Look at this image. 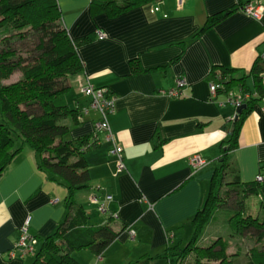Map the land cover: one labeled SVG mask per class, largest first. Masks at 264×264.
Instances as JSON below:
<instances>
[{"label":"crops","instance_id":"1","mask_svg":"<svg viewBox=\"0 0 264 264\" xmlns=\"http://www.w3.org/2000/svg\"><path fill=\"white\" fill-rule=\"evenodd\" d=\"M252 1L264 4V0ZM90 2L57 0L68 36L87 38L77 49L83 71L70 78V90L65 92L73 102L66 97L70 107L81 113L82 123L66 137L93 132L98 114L92 109L82 112L89 102L82 87L87 83L106 87L114 96L108 122L123 149L125 169L116 171L109 143L91 147L84 154L89 181L75 190L73 199L85 210L89 225L108 222L123 230L100 259L88 249L72 255L76 264H135L146 257L149 264H168L157 255L168 242L183 245L191 239V219L207 197L223 142L229 138L225 125L234 120L237 110L227 94L210 96V69L219 65L244 72L249 92L231 90L254 93L249 72L264 56V14L256 19L237 9L199 32L207 18L238 0H155L114 18L92 14ZM98 31L104 38L99 39ZM132 61L139 70H132ZM179 76L187 83L180 96L157 92L174 87ZM253 96L238 147L228 158L244 183L255 181L264 163V99ZM193 154L204 160L197 170L189 163ZM38 160L34 150L23 145L0 175V264H30L33 259L28 257L34 258L42 239L67 220V188L60 178H48ZM94 190L117 212V219L100 214L89 202ZM258 194L264 199V185ZM26 220L38 242L32 253L10 257ZM128 230L134 231V237Z\"/></svg>","mask_w":264,"mask_h":264},{"label":"trees","instance_id":"2","mask_svg":"<svg viewBox=\"0 0 264 264\" xmlns=\"http://www.w3.org/2000/svg\"><path fill=\"white\" fill-rule=\"evenodd\" d=\"M153 1L91 0L90 9L92 14L105 13L114 18ZM249 1L238 0L232 7L211 15L199 32L242 9ZM32 38L36 44L30 47L27 40ZM86 41L87 38L72 40L68 36L57 0H0V175L21 147L28 145L38 156L39 169L48 178H60L67 188V220L42 239L30 264H76L72 252L80 249L101 255L123 230L113 228L108 222L89 225L83 207L74 205L73 193L86 187L89 181L84 154L94 141L92 133L66 137L82 119L78 108L68 104L65 92L70 78L83 71L77 49ZM132 70H139L136 61H132ZM15 71L21 72L20 78L5 83ZM209 74L218 83L216 94H227L235 87L249 89L245 83L247 75L235 68L214 65ZM249 74L253 78V92L264 99V63L257 59ZM254 93L250 91L244 100L246 107L238 118L225 125L229 138L223 142L221 162L213 173L207 197L191 219V239L184 245L168 242L157 255L168 264H242L237 258L238 251L227 254L228 241L222 235L208 244L201 243L205 227L219 207H231V212H226V221L236 232L244 234L252 230L255 242L264 238V216L260 218L252 213L248 199L259 193L264 180L241 182L238 172L228 162L230 153L238 147L241 125L252 109ZM17 141L20 144L15 147ZM260 171L264 174V163ZM258 205L264 208V199ZM149 259L135 264H149ZM245 264H264V248L252 246Z\"/></svg>","mask_w":264,"mask_h":264},{"label":"built area","instance_id":"3","mask_svg":"<svg viewBox=\"0 0 264 264\" xmlns=\"http://www.w3.org/2000/svg\"><path fill=\"white\" fill-rule=\"evenodd\" d=\"M243 12L250 15L253 18H261L262 14H264V4L254 1H249L246 3L242 9ZM153 12H157L153 9ZM99 39L104 38V33L98 31ZM262 63H264V56H262ZM186 80L183 76H179L175 80V86L172 88H159L157 92L159 94L166 95L168 97H178L181 95L183 88L186 85ZM218 87V83L210 82L209 84V93L211 97L216 95V89ZM82 92L89 98L88 105L82 108V112L86 113L88 109H92L97 112L98 116L93 123V136L91 138L94 141V145L91 147H95L102 142H107L110 144V153L114 156V162L116 171H122L125 169V164L123 160V149L118 143L114 133L112 132L108 117L114 111V96L109 92L106 87H95L90 83H87L82 87ZM249 95L247 93L244 94H235L233 90H230L227 93V99L230 104H232L236 109L239 108L242 104H244V100L248 98ZM102 134V138L100 135ZM189 163L194 170L199 169L204 165V160L199 154H193L189 158ZM256 180L261 182L264 180V174L260 173L256 176ZM89 195V202L93 204L97 211L107 216L109 219H117L118 214L116 211L109 209L105 204V199L103 200L99 194L98 190H94ZM107 199L110 198V195L106 196ZM105 197V198H106ZM129 235L134 237V231L128 230ZM38 239L31 235L28 230V220H26L23 225L19 228V236L16 242L13 244L11 249L9 250L10 257H24L28 253H32L34 251V247L37 244ZM98 259H100V255H97Z\"/></svg>","mask_w":264,"mask_h":264},{"label":"rangeland","instance_id":"4","mask_svg":"<svg viewBox=\"0 0 264 264\" xmlns=\"http://www.w3.org/2000/svg\"><path fill=\"white\" fill-rule=\"evenodd\" d=\"M27 41H29L28 43L30 47L33 44L34 45L36 44V41H34V38L29 39ZM20 76H21V72L15 71L10 76L9 80L5 81V83L16 81L20 78ZM66 97L73 104V102L70 99L69 93L68 95H66ZM64 121L66 122L67 120H64ZM69 136H70V133L67 135V137ZM251 198L252 199L249 200V203L252 209V213L257 214L261 218L262 216H264V208L258 205L259 202L261 201V198L259 197V194L252 195ZM230 203H233V199L230 200ZM231 210H232L231 207H224V206L219 207V209L215 212L213 218H211V221L209 222V224L205 227L204 234H203L204 237L203 236L201 237V239L203 238L201 243L208 244L214 237L218 235H222L223 238L228 241V246L226 249L227 254L234 255V253L238 251L239 255L237 258L240 260L242 264H245L246 258L248 256V251L251 250L252 246H256L259 249L264 248V238H262L259 242L258 241L255 242L254 235L251 233L253 232L252 230L244 234H241V233L236 232L234 228H232V226H228L229 223H227L226 221L227 220L226 212L230 213ZM29 258L31 260L33 259L30 256L28 257V259Z\"/></svg>","mask_w":264,"mask_h":264},{"label":"water","instance_id":"5","mask_svg":"<svg viewBox=\"0 0 264 264\" xmlns=\"http://www.w3.org/2000/svg\"><path fill=\"white\" fill-rule=\"evenodd\" d=\"M245 107H246V105H245V104H242L239 108H237L236 113H235V115H234V120H236V119L238 118L239 114L241 113V111H242Z\"/></svg>","mask_w":264,"mask_h":264}]
</instances>
